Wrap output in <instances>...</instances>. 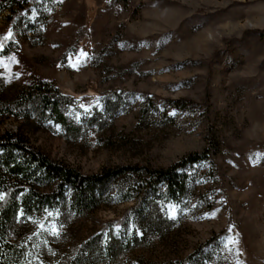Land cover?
Listing matches in <instances>:
<instances>
[{
  "label": "rangeland",
  "instance_id": "1",
  "mask_svg": "<svg viewBox=\"0 0 264 264\" xmlns=\"http://www.w3.org/2000/svg\"><path fill=\"white\" fill-rule=\"evenodd\" d=\"M0 45V133L57 162L93 175L168 168L214 148L213 160L181 170L187 192L154 207L162 223L128 264H182L221 233L188 264H264V0H38L21 18L0 15ZM46 82L65 98V126L38 105L10 112ZM142 181L106 190L113 198ZM130 195L68 214L50 251L65 256L122 219L140 197Z\"/></svg>",
  "mask_w": 264,
  "mask_h": 264
},
{
  "label": "trees",
  "instance_id": "2",
  "mask_svg": "<svg viewBox=\"0 0 264 264\" xmlns=\"http://www.w3.org/2000/svg\"><path fill=\"white\" fill-rule=\"evenodd\" d=\"M37 1L0 0V15L9 11L21 18L31 13ZM64 102L65 98L54 85L46 82L34 85L16 97L13 105L16 113L10 110L11 106L8 110L16 116L24 114L28 117L29 109L38 105L42 114L49 113L56 123L65 126L67 121L61 112ZM170 104L179 105L182 101ZM214 155V148H210L190 154L168 168L121 166L88 175L51 159L18 133H0V193L3 194L0 199V264H128L124 255L146 242L148 233L156 232V227L162 223L154 207L164 196L168 201L177 200L187 192V175L181 170L188 165L213 160ZM132 177L144 181L141 185H130L128 192L124 190L127 183L122 184L113 197L126 201L132 197L130 194L140 195L136 206L122 219L104 225L65 256L50 251L57 237L39 229L38 224L51 227L58 221L59 229L68 214L83 216L113 199L106 190L111 183L125 182ZM149 195L154 197L150 201L147 200ZM145 206H149L146 214ZM18 209L24 212L19 218L16 215ZM45 209L52 211L53 216L49 217ZM56 210H59L58 215ZM129 222L133 225L130 235L113 236L114 227L122 228ZM31 225H34V231L28 233ZM224 236L225 233L214 236L182 264H188Z\"/></svg>",
  "mask_w": 264,
  "mask_h": 264
},
{
  "label": "snow or ice",
  "instance_id": "3",
  "mask_svg": "<svg viewBox=\"0 0 264 264\" xmlns=\"http://www.w3.org/2000/svg\"><path fill=\"white\" fill-rule=\"evenodd\" d=\"M11 36H12V32L9 31L2 39L3 40H9L11 38ZM2 48H3V46L0 45V50H2ZM81 107L84 108L85 113H87L89 111V109L84 107V105H81ZM2 198H3V194L0 193V199H2ZM45 211L47 212L49 217L53 216V212L52 211H49L47 209H45ZM56 212H57V215H58L59 214V210H56ZM16 215H17L18 218L20 216L24 215L23 210H19L18 209ZM57 223H58V221L53 222L51 227H46V225H44V224H38L37 227L39 229H41V230L48 231L50 235H52L53 237H57L58 238L59 237V229L57 227ZM60 227H62V225H60ZM44 243H45V245H47L48 241H44ZM41 264H42V262H41Z\"/></svg>",
  "mask_w": 264,
  "mask_h": 264
}]
</instances>
